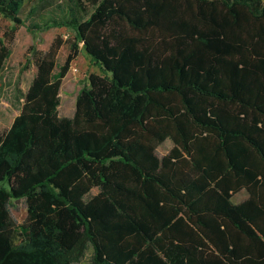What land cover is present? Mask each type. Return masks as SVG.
Here are the masks:
<instances>
[{
    "label": "trees",
    "instance_id": "16d2710c",
    "mask_svg": "<svg viewBox=\"0 0 264 264\" xmlns=\"http://www.w3.org/2000/svg\"><path fill=\"white\" fill-rule=\"evenodd\" d=\"M63 1L27 22L26 0H0V73L19 26L76 30L63 64L59 35L32 49L0 134V264H73L89 245L91 264H264V0ZM80 44L101 74L59 116Z\"/></svg>",
    "mask_w": 264,
    "mask_h": 264
},
{
    "label": "rangeland",
    "instance_id": "374dc122",
    "mask_svg": "<svg viewBox=\"0 0 264 264\" xmlns=\"http://www.w3.org/2000/svg\"><path fill=\"white\" fill-rule=\"evenodd\" d=\"M63 3V0H26L21 17L27 22H39L48 16L59 14V6ZM32 6L36 8L35 13L28 15ZM12 25L13 21L0 15V36ZM75 31L73 27L56 26L32 33L26 27L19 26L12 38H6L10 55L4 62L0 73V134L11 126L13 119L20 112L23 102L22 95L34 78L36 67L33 64L32 49L45 50L59 35L65 40L58 53V65L63 64L68 55L69 41H72ZM93 72L101 74L98 66L80 44L78 54L69 64L66 76L61 82L59 116L71 117L73 115L77 94ZM172 146V139L167 138L156 148V152L163 156ZM246 196L245 190H239L234 199H243ZM26 210L27 207L23 199L12 200L11 215L16 221L21 222L25 218ZM91 256L92 248L89 245L83 257L73 264H91Z\"/></svg>",
    "mask_w": 264,
    "mask_h": 264
},
{
    "label": "crops",
    "instance_id": "0c3cea01",
    "mask_svg": "<svg viewBox=\"0 0 264 264\" xmlns=\"http://www.w3.org/2000/svg\"><path fill=\"white\" fill-rule=\"evenodd\" d=\"M243 190H244V189H243ZM234 196H235V195H234ZM246 197H247V196H246ZM246 197H245V198H246ZM245 198H243V199H245ZM239 200H242V199H236V200H235L234 197H233V201H234V202H238Z\"/></svg>",
    "mask_w": 264,
    "mask_h": 264
}]
</instances>
